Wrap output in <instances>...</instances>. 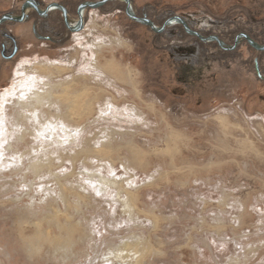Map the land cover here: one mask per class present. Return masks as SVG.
Masks as SVG:
<instances>
[{"label": "rangeland", "instance_id": "1", "mask_svg": "<svg viewBox=\"0 0 264 264\" xmlns=\"http://www.w3.org/2000/svg\"><path fill=\"white\" fill-rule=\"evenodd\" d=\"M171 74L151 33L98 11L21 57L0 84V264H264V117L221 72L184 98Z\"/></svg>", "mask_w": 264, "mask_h": 264}, {"label": "flooded vegetation", "instance_id": "2", "mask_svg": "<svg viewBox=\"0 0 264 264\" xmlns=\"http://www.w3.org/2000/svg\"><path fill=\"white\" fill-rule=\"evenodd\" d=\"M99 1L104 0H13L0 10V20L12 18L0 23V84L13 79L25 54L40 47L64 48L86 29L90 13L98 11L124 16L151 33L159 63L171 70L170 93L176 98L196 96L208 77L221 72L227 86H237L251 109L264 117V0H130L135 16L160 31L131 19L124 0L86 7L80 20V8ZM80 24L83 29L73 31ZM212 37L222 45L204 40Z\"/></svg>", "mask_w": 264, "mask_h": 264}, {"label": "bare ground", "instance_id": "3", "mask_svg": "<svg viewBox=\"0 0 264 264\" xmlns=\"http://www.w3.org/2000/svg\"><path fill=\"white\" fill-rule=\"evenodd\" d=\"M44 85H45V89L44 90H35V91H33V94L30 97L29 96H27L28 98L26 97L27 100L24 99V97L22 99L21 98L17 99V101H16V105L17 106H19L20 108L29 110V115H26V116H24L22 114L20 115L21 119H23V120L24 119H32L33 112L36 111V108L38 106L42 105V104L44 105L45 103H47V104L51 105L52 102H54V100H56V98H55L56 95L54 93V92H56L55 90H58L59 88H62V92L65 93V88L63 87V84L61 82L60 83H52V84L45 83ZM47 86H48V88H47ZM62 96L63 95H60L59 99H61ZM59 99L56 100V101H59ZM67 106H68V108H71V107H75L76 104L71 101L70 103L67 104ZM20 139H22V140L24 139V133H21ZM99 179H100V182L105 184V185H115V186H117V181L115 179H108V178H105V177H100Z\"/></svg>", "mask_w": 264, "mask_h": 264}, {"label": "water", "instance_id": "4", "mask_svg": "<svg viewBox=\"0 0 264 264\" xmlns=\"http://www.w3.org/2000/svg\"><path fill=\"white\" fill-rule=\"evenodd\" d=\"M106 1H108V0L99 1V2H90V3H86V4H84V5L80 8V10H79L80 20H83V12H82V10L85 11L86 7H90V8H98V7H100L102 4H104ZM124 1L128 3L127 15H128L131 19L136 20V21H138V22H140V23H142V24L149 25V26L152 27L153 30H155V31H160V30H161V29L157 28V27H156L151 21H149V20H147V19H143V18H137V17L135 16L133 10H132L131 7H130V0H124ZM29 5H32V6H34L35 8H37V7L35 6V4H30V3H29ZM40 13H42V12L40 11ZM7 19H12V18H9V17H7V16H4V17L0 20V23L3 22V21H5V20H7ZM82 29H83V27H82L81 24H80V26H79L78 28H76L75 30H73V31H75V32H79V31H81ZM196 35L200 36V35L197 34V33H196ZM200 37H201V36H200ZM201 38H203V37H201ZM204 40H208V41H211V40H217V41H219L217 38H214V37H212V38H208V39H204ZM219 43L222 45V43H221L220 41H219Z\"/></svg>", "mask_w": 264, "mask_h": 264}]
</instances>
